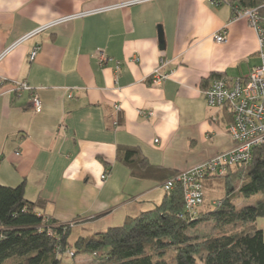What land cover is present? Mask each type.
Masks as SVG:
<instances>
[{"label": "crops", "instance_id": "crops-1", "mask_svg": "<svg viewBox=\"0 0 264 264\" xmlns=\"http://www.w3.org/2000/svg\"><path fill=\"white\" fill-rule=\"evenodd\" d=\"M126 1L0 0V184L24 182L27 199L47 201V216L81 230L121 225L165 194L159 182L131 176L116 160L118 145L176 171L229 149L231 115L207 105L204 91L218 79L209 76L243 77L259 63L256 32L233 19L238 0L115 6ZM221 29L226 41L216 42ZM161 63L170 76L151 85ZM15 81L36 89L41 111L28 91H12Z\"/></svg>", "mask_w": 264, "mask_h": 264}, {"label": "trees", "instance_id": "trees-1", "mask_svg": "<svg viewBox=\"0 0 264 264\" xmlns=\"http://www.w3.org/2000/svg\"><path fill=\"white\" fill-rule=\"evenodd\" d=\"M238 2L241 8L259 0ZM209 78L224 77L212 73ZM115 157L132 177L154 180L162 187L178 172L149 162L134 146L118 145ZM214 181L224 194L212 209L187 210L182 185L175 182L152 208L126 216L121 225L78 237L73 244L76 250L70 249L68 241L71 223L47 216L46 200L27 199L24 182L14 187L0 184V264L7 260L10 264H60L61 254L74 257L68 251L90 253L92 264H264V228L257 224L264 221V198L235 206L238 197L264 195V146L255 148L247 163L205 175L204 192ZM206 222H212L213 232L201 231L200 224Z\"/></svg>", "mask_w": 264, "mask_h": 264}, {"label": "built area", "instance_id": "built-area-1", "mask_svg": "<svg viewBox=\"0 0 264 264\" xmlns=\"http://www.w3.org/2000/svg\"><path fill=\"white\" fill-rule=\"evenodd\" d=\"M146 0H129L119 3L115 6H128ZM228 0H208L210 3L227 2ZM114 6V5H113ZM112 6V7H113ZM114 6V7H115ZM94 12V10L81 11L73 14L61 16L57 21H67L76 17L85 16ZM244 18L250 27L254 29L258 37V57L259 63L252 66L247 75L236 77L231 80L214 79L208 88L204 91V97L209 107L226 109L231 115L226 131L232 140V146L222 151L210 159L190 167L184 171H178L171 178L163 183L165 191H170L175 182L182 185L185 207L193 211L198 208L204 201V188L202 180L205 175L218 171L224 172L227 165L236 163H247L252 158L253 150L257 147L264 146V0H259L254 6L238 7L233 14V19ZM41 29L32 31L25 35L26 39ZM216 42L226 41V31L221 29L213 34ZM40 49L39 44L32 47L28 54L29 61H33ZM6 50L0 54V59ZM99 63L107 61L103 53H98ZM163 63L155 68L149 75L151 85H160L170 76V71H164ZM3 79L0 77V84ZM12 91H28L30 93L31 104L35 112L42 109L41 99L35 88L26 82L15 81L12 83ZM69 97L71 94L69 93ZM115 109L119 106L115 105ZM152 112L149 111L148 115ZM113 124L118 125L117 121ZM19 154V150H15ZM106 173L101 175L104 178ZM215 203V202H214ZM73 255V251H68Z\"/></svg>", "mask_w": 264, "mask_h": 264}, {"label": "rangeland", "instance_id": "rangeland-1", "mask_svg": "<svg viewBox=\"0 0 264 264\" xmlns=\"http://www.w3.org/2000/svg\"><path fill=\"white\" fill-rule=\"evenodd\" d=\"M160 192H162L161 189H160ZM223 194L224 193H223L221 184L214 181L212 183L211 187L205 190L204 201L198 207L197 211L212 209L214 207V202L219 201V199L222 198ZM258 198H264V195L252 196V197H249L246 199L242 198V197H238L235 201V206L237 208L242 207L246 204H250V203L254 202ZM159 203H160V201H159ZM257 224L260 227L264 228V221L258 220ZM71 225H72V223H71ZM199 228L201 229V231H204V232H207V231L213 232L214 231V226H213L212 222L202 223V224H200ZM96 232L97 231H95L94 229H92V230H90V229L89 230H81L78 226L73 227L71 230V234L69 236V239H68L70 246H71L70 249L76 250V248L73 246V244L78 237H80V236H82V237L92 236ZM166 254L169 256L171 254V252L167 251ZM167 255H166V257H167ZM73 256L74 257H71L67 253L61 254V263L60 264H92V262H94V261H92L91 254L88 252H84V251L75 252V254H73ZM10 262H11V260H7L3 264H10Z\"/></svg>", "mask_w": 264, "mask_h": 264}, {"label": "water", "instance_id": "water-1", "mask_svg": "<svg viewBox=\"0 0 264 264\" xmlns=\"http://www.w3.org/2000/svg\"><path fill=\"white\" fill-rule=\"evenodd\" d=\"M158 38L160 42V47L163 48V33L161 30L158 31Z\"/></svg>", "mask_w": 264, "mask_h": 264}]
</instances>
